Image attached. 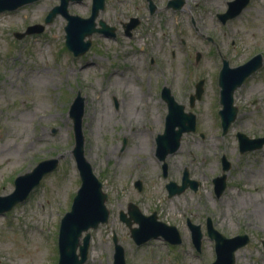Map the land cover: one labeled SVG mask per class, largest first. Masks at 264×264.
<instances>
[{
	"label": "rangeland",
	"instance_id": "374dc122",
	"mask_svg": "<svg viewBox=\"0 0 264 264\" xmlns=\"http://www.w3.org/2000/svg\"><path fill=\"white\" fill-rule=\"evenodd\" d=\"M152 2L156 8L150 13L146 0H105L98 19L116 27L117 33L114 38L91 35L89 50L78 57L64 45L66 20L61 16L39 34L15 37L27 26L43 25L59 0H38L0 13V197L11 194L15 180L39 162L59 158L57 168L23 202L0 214V264L58 262L60 221L80 186L69 116L77 94L83 99L84 157L108 195L110 212L107 223L90 230L84 264H112L114 235L127 264H210L215 251L206 236L207 218L227 238L249 237L248 244L236 251L235 264H264V146L241 154L236 137L237 133L250 139L264 137V0H253L244 16L232 23L238 32L225 38L235 40V45L219 50L232 68L256 54L262 56L261 68L233 94L238 113L225 135L218 115L221 63L216 52L212 57L199 44L179 47L180 36L187 43L193 36L185 25L174 26L172 13L162 14V0ZM91 3H69L68 12L86 18ZM130 18L139 24L127 37L122 23ZM195 50L204 53L198 65L187 58ZM199 80L204 81L202 97L190 108L189 96ZM164 86L185 111L196 115V131L184 133L179 149L165 158L166 178L156 157V137L164 131L167 114L161 98ZM135 93L140 101L133 98ZM157 105L160 120L152 123ZM222 156L230 168L226 189L217 198L212 179L221 174ZM184 169L200 183L198 190L168 197L166 183L180 184ZM137 180L142 183L140 192L134 186ZM128 203L175 226L181 243L171 245L157 238L136 245L119 219ZM187 219L200 225L204 235L199 252Z\"/></svg>",
	"mask_w": 264,
	"mask_h": 264
},
{
	"label": "water",
	"instance_id": "95a60500",
	"mask_svg": "<svg viewBox=\"0 0 264 264\" xmlns=\"http://www.w3.org/2000/svg\"><path fill=\"white\" fill-rule=\"evenodd\" d=\"M38 0H0V13L15 11L23 6L37 2ZM82 0H59V4L49 10L44 18V25L35 24L28 26L22 33H16L15 37L21 39L26 35L39 34L44 31L45 25L51 24L58 15L66 19L64 27L65 47L74 56L85 54L90 46V37L94 33L102 34L105 37H115L113 27H109L102 20L96 23L99 12L104 9L105 0H92L91 13L87 18L72 15L68 12L69 3L81 2ZM149 11L153 13L155 5L149 1ZM136 18H131L126 24V35L130 36L131 31L138 25ZM98 26V27H97ZM262 65L260 55L251 58L245 64L236 68H229L224 62L218 77L220 87L221 110L218 112L221 119L222 134H226L232 122L236 119L238 109L234 106L233 93L240 87L244 80ZM203 93V81H199L195 87V93L190 96V107L194 106L196 100H200ZM161 98L166 102L168 113L165 118L163 134L157 136L156 156L163 162V176H167V165L165 158L175 153L180 147V140L184 133L194 132L196 129V116L192 112H185L184 106L177 103L170 94L168 88L161 90ZM83 115V99L79 94L73 100L69 116L73 122L74 157L76 168L79 172L80 186L72 200L70 210L64 214L60 221L58 233L57 264H84L88 256L90 243V229H96L100 224L108 221L110 212L106 206L108 195L103 191V185L93 172L92 166L84 157L83 137L81 133V118ZM239 152L244 153L261 148L264 145V137L249 139L244 134H237ZM222 173L215 177L212 182L216 197H220L226 188V172L230 163L225 156H222ZM59 163V158L46 159L39 162L31 172L19 176L14 183V191L0 197V214L10 211L16 204L23 202L29 193L40 183L44 175L54 171ZM199 182L189 179L187 169L182 174L181 184L168 182L166 190L168 197L179 195L187 188L196 191ZM135 188L142 189L140 180L135 181ZM119 219L130 232V237L136 245H141L151 239L163 238L171 245L181 243V237L174 226L167 225L157 220L156 213L143 215L138 207L132 203L127 205V213L120 212ZM191 231L192 243L197 251H200L203 234L199 225L187 221ZM136 224L137 227H132ZM206 233L210 240L214 241L215 261L211 264H234L235 252L245 246L249 238L247 235H238L226 238L214 229L211 220L207 219ZM114 253L112 264H127L125 261L124 248L118 243L116 236H113Z\"/></svg>",
	"mask_w": 264,
	"mask_h": 264
},
{
	"label": "flooded vegetation",
	"instance_id": "af4514ba",
	"mask_svg": "<svg viewBox=\"0 0 264 264\" xmlns=\"http://www.w3.org/2000/svg\"><path fill=\"white\" fill-rule=\"evenodd\" d=\"M146 1L149 2L152 0ZM252 2L253 0H162V14L164 12L172 13L174 26L177 27L179 25V28L183 29L185 25L189 37L191 35L193 36L188 43L186 37L182 38L180 36L176 42L179 47L190 48L191 46L199 44L202 47H206L212 57L215 56L216 52V58L221 63V70L224 62L228 64L229 68L232 67H230L226 56L222 55L219 50L234 46L236 43L235 40L229 42L225 36L230 35L232 31H235V33L238 32V29L232 26V23L244 16ZM128 22L122 23L124 34ZM248 27L250 28V24H248ZM114 29L116 35L117 28L114 27ZM218 35H221V37L218 38ZM188 54V61L193 63V65L200 64L204 58V53L198 50L191 53L188 52ZM220 70L218 71V75ZM164 87H162V90Z\"/></svg>",
	"mask_w": 264,
	"mask_h": 264
},
{
	"label": "bare ground",
	"instance_id": "6f19581e",
	"mask_svg": "<svg viewBox=\"0 0 264 264\" xmlns=\"http://www.w3.org/2000/svg\"><path fill=\"white\" fill-rule=\"evenodd\" d=\"M133 98L138 99V101L141 100L140 97H139V95H137L136 93L133 94ZM153 114H154V116L152 117L151 121H152V123H156V122H158V121L160 120L159 118H160V116H161L159 105H157L156 107H154V113H153ZM90 118L93 119V122H94V119H95V117H94V112L90 115ZM94 125H95V123H94ZM94 130H95L94 127H92V128L89 130V131H90V135L93 134ZM149 147H150V146H149ZM148 149H149V148H147V153H148ZM149 150H150V149H149ZM263 202H264V197H263ZM35 252H37V251H35ZM37 254H39V252H37Z\"/></svg>",
	"mask_w": 264,
	"mask_h": 264
}]
</instances>
